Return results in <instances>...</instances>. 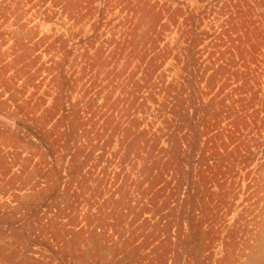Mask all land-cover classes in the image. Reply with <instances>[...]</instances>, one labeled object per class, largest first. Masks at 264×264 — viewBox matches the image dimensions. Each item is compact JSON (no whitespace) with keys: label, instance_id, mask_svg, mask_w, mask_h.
Listing matches in <instances>:
<instances>
[{"label":"rangeland","instance_id":"rangeland-1","mask_svg":"<svg viewBox=\"0 0 264 264\" xmlns=\"http://www.w3.org/2000/svg\"><path fill=\"white\" fill-rule=\"evenodd\" d=\"M0 264H264V0H0Z\"/></svg>","mask_w":264,"mask_h":264}]
</instances>
